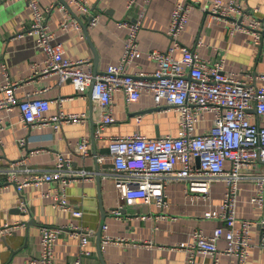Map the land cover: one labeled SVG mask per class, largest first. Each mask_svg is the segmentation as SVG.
Segmentation results:
<instances>
[{
  "label": "crops",
  "instance_id": "0c3cea01",
  "mask_svg": "<svg viewBox=\"0 0 264 264\" xmlns=\"http://www.w3.org/2000/svg\"><path fill=\"white\" fill-rule=\"evenodd\" d=\"M42 5L64 3L63 0H39ZM66 1V0H65ZM93 12L99 14L95 27L89 24L86 15L76 7L68 5L69 18L81 21L82 28L63 30L60 23L64 12L58 7L47 14L46 21L55 33L54 42L63 43L65 55L71 59H90L97 72L105 71L111 64H118L123 56L128 36V29L120 26L123 19H136L144 9L142 27L138 32L142 55L127 64L130 73L138 71L152 72L157 68L156 61L148 56L154 49L167 50L172 39L168 30L173 9L182 0H136L129 8L131 0H87ZM246 8L258 7V15L264 18V0H238ZM210 0H201L190 14L181 35L184 44L195 49L208 60L225 59V70L243 77V71L264 73L262 48L253 44L252 35L246 32H231L223 20L211 18ZM33 23L32 10L24 0H0V87L8 78L22 84L17 89L18 98L28 94L42 96L51 101L48 115L66 113L85 114L81 123L63 122L59 129L54 123L46 126H24L21 110L0 109V117L5 120L0 143V168L11 165L15 160L26 156V166L50 170L58 161L59 154L73 160L67 185V200L77 209L83 211L76 216L72 211H65L52 205L43 193L52 187L45 183L40 186L26 187L22 196L28 210L20 207V194L14 185L5 183L0 173V224L14 222L24 223L15 231L0 234V264H32L31 258L41 251V228L43 226L60 227L55 249L56 264H73L80 256V237L72 234V225L81 226L89 233L90 241L86 248L90 254L82 257L84 264H189L188 254L182 250L171 249L172 246L188 241L195 229L212 234L216 227H226L221 219L207 218L208 210H221L225 184L215 182L208 199L189 196L182 180L170 181L165 193L169 201L166 208H160L146 199L130 200L126 197L124 184L117 182L111 174L114 161L109 154L110 137L142 133L149 137L179 133V113L173 108L158 107L154 94L143 92L137 101L127 102L121 90L113 93V115L115 122L109 123L100 138H95L101 114L106 110L95 99L92 87L79 94L71 80L61 81L60 76L41 73L45 65V54L37 45V36L23 34L25 27ZM181 57V50L173 53ZM260 83V81H258ZM5 93L0 90V99ZM214 114L204 112L197 122L196 133L208 132L213 124ZM253 122L264 124V117L253 113ZM57 123V122H56ZM25 139L20 145L19 140ZM83 139L90 140L91 155L82 156L77 143ZM104 155L103 162H98L94 154ZM262 166V165H261ZM261 166L248 171L249 177L240 182L237 216L239 219H259L264 216V206L251 201L258 189L255 175ZM86 170L93 177H83L79 171ZM100 174V180L97 175ZM122 206V215L116 216L114 210ZM107 224L108 229L103 226ZM240 226V221L236 227ZM102 231L101 240L99 232ZM120 236L125 243H110L102 247L104 234ZM253 246L250 248L247 264H264V247L259 245L262 230L254 226L251 230ZM101 242V243H100ZM151 242V246L143 245ZM220 249L227 246L225 238L218 241ZM195 264H236L233 255L220 254L216 262L214 256L198 253Z\"/></svg>",
  "mask_w": 264,
  "mask_h": 264
},
{
  "label": "built area",
  "instance_id": "2783aa9c",
  "mask_svg": "<svg viewBox=\"0 0 264 264\" xmlns=\"http://www.w3.org/2000/svg\"><path fill=\"white\" fill-rule=\"evenodd\" d=\"M8 1V0H4ZM32 10L33 23L20 33L37 36V45L45 54V65L41 73L45 76L56 73L61 81L71 80L79 94H84L87 87H92L93 96L106 110L95 133L100 138L105 126L115 122L113 115V93L124 92L127 102L137 101L143 92L154 94L156 106L173 108L179 113V133L176 136L166 135L149 137L142 133L113 135L110 137L109 154L114 161L111 174L117 182L124 184L125 195L130 200L143 199L154 202L160 208L169 205L165 188L172 180H182L189 196L208 199L215 182H223L224 198L221 210H208L207 218L221 219L226 227L218 226L212 234L195 229L192 238L180 242L171 249L182 250L188 254L189 264H195L198 253L214 256L216 262L220 254L233 255L236 264H247L250 248L253 246L251 230L259 226L262 237L259 245L264 247V216L259 219H239L237 216L240 182L249 177L250 170L260 167L255 175L258 189L251 201L264 206V124L253 122V113L264 117V73L243 71V77L225 70V59L208 60L195 49L184 44L181 35L188 22L191 10L201 0H182L173 9L168 35L172 39L170 47L163 51L154 49L148 56L156 61L157 68L152 72L138 71L130 73L127 64L142 55L139 46L138 32L142 27L145 10L136 19H123L119 25L128 29L127 41L123 56L118 64H111L105 71L97 72L90 59H71L65 55L63 43L54 42L55 33L49 28L46 17L58 7L64 12L60 23L63 30L81 29L82 23L69 18V7L72 5L86 15L90 27L99 22V14L91 10L87 0H66V3L42 5L39 0H24ZM151 0H145L148 4ZM136 0L129 2V8ZM211 18L223 20L231 32H246L252 35L253 44L262 48L264 59V18L258 15V7L246 8L238 0H210ZM181 50V57L173 53ZM260 81V83H258ZM18 80L8 78L0 87L5 93L0 99V109L7 111L19 106L26 128L46 126L54 123L56 129L63 122L81 123L85 114L66 113L48 115L51 101L42 96L28 94L18 98L16 91L21 86ZM204 112L214 114L211 129L205 133H196L195 128ZM57 122V123H56ZM5 120L0 117V143L5 129ZM20 145L25 139L19 140ZM90 140L83 139L77 143L82 156L91 155ZM98 162H103L104 155L94 154ZM27 157L15 160L10 166L0 168L6 184L14 185L20 194L19 204L24 211L28 210L23 190L31 185L45 183L52 187L43 193L56 208L72 211L82 216L83 211L74 208L67 200V185L73 160L59 154L56 166L50 170H41L26 166ZM71 173L67 175V173ZM83 177H93L86 170L79 171ZM123 207L114 210L116 216L122 215ZM240 221V226L236 227ZM19 220L0 224V234L15 231L23 225ZM104 230L108 225L103 226ZM61 231L60 227L43 226L41 228V251L31 258L32 264H56L54 249ZM72 234L80 237V256L73 264H84L83 256L90 254L86 248L90 241L89 233L83 227L72 225ZM225 238L227 246L220 249L218 241ZM127 240L120 236L104 234L102 247L110 244H122ZM143 245L151 246V242Z\"/></svg>",
  "mask_w": 264,
  "mask_h": 264
},
{
  "label": "water",
  "instance_id": "95a60500",
  "mask_svg": "<svg viewBox=\"0 0 264 264\" xmlns=\"http://www.w3.org/2000/svg\"><path fill=\"white\" fill-rule=\"evenodd\" d=\"M63 2L67 4V2H66L65 0H63ZM88 25H89V24H85V25H84V28H85L86 30H87ZM95 71H97V70L95 69ZM100 177H101V175L98 174V175H97L98 180H100ZM101 236H102V231L99 232V237H100L99 239H100V240H101ZM100 243H101V242H100Z\"/></svg>",
  "mask_w": 264,
  "mask_h": 264
}]
</instances>
